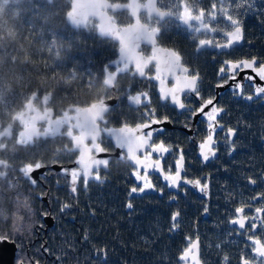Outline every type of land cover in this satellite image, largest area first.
<instances>
[{
    "label": "flooded vegetation",
    "instance_id": "af4514ba",
    "mask_svg": "<svg viewBox=\"0 0 264 264\" xmlns=\"http://www.w3.org/2000/svg\"><path fill=\"white\" fill-rule=\"evenodd\" d=\"M6 1L7 6H12L16 0ZM46 1L51 2V0ZM57 1L55 0L54 3L57 4ZM65 1L66 5L62 15L65 24L69 28L77 30L83 29L88 22H92L95 36L110 44L112 54L109 59L102 63L100 79L96 85L98 90L95 91L93 99L63 105L61 101L58 103L52 101V94L46 89L31 90L22 102V106L9 117L8 121L0 123V150L5 152L8 159H12L16 164V166L11 167L10 163L0 158V188L3 190L2 194H24L33 202L36 201L44 205L46 212L40 215V224H37L35 230L36 238L41 239L47 228L53 226V219L48 213L50 210L48 205L49 198L55 199L54 194L59 190L68 192L71 196L75 194L71 192L70 173L72 170L77 169L73 161L79 153L78 145L86 146L91 143L90 139L83 138L81 143L79 141V143L75 142L73 144L71 137L79 135L82 129L77 124H74L71 116L75 111L71 107H84L94 101L113 98L114 102L109 104L106 111L101 115V120L99 118L95 121L99 131V136L95 139V143L99 147L108 153H112L114 150L109 138L104 136L103 128H115L121 125L132 127L146 124L150 119L156 121L164 119L169 126L160 125L159 131L153 127L148 131H143L142 135L147 139V133L152 131L153 135L148 141L149 145L158 147L163 144L169 151L153 152L152 147L146 146L141 153H136V157L141 158L139 159L142 162L141 165H147L148 178L154 185L152 192L129 195L131 188L137 186L140 182L131 178L130 173L135 172L136 169L130 166L122 150L118 151L117 155L111 154L108 156L107 166L104 168L97 167L92 170V176L88 178L87 184H85L83 173L80 171L81 175L76 183L77 190L79 188L84 189L91 181H100L102 173L107 171L109 163L113 159L124 161L128 165V177L131 182L127 194L128 199L154 192L159 195L164 190L171 194L169 201L172 202L175 201L173 195L177 193L184 194L185 192H191L206 200L210 174L216 172L222 175V172H226L228 174L222 176L226 182L220 183L219 191L230 196V213L227 214L226 219L230 228V264H243L244 260H247L248 264H259L260 258L256 256L252 249L257 246L253 243L256 239H259L260 246H264V171L256 172L248 177H240L238 179L241 183L240 185H234V181L230 180L229 170L230 165H233V158L243 151L241 147L243 135L239 133V129L236 126L232 125L234 117L230 111V101L236 100L246 104H257L258 108L263 111L262 114L264 116V97L253 96L252 92L253 82H256L257 85H264V80L258 74L261 67L264 66V56L252 54H248V56L235 55V51L240 49L262 48L260 46L264 48V43L259 45L251 40H257L258 36H264V30L252 26L259 14H262V22H264V0H166L167 8L161 7L158 5V0H154L155 7L160 11H165L167 16L160 20L152 15H146L144 11H140L137 13V20L141 24L146 25L147 29L156 30L154 44L158 47V50L156 49L155 58H153L155 48L151 50V45L140 44L137 49L138 54L133 59L128 57L127 69L123 72L117 70L110 86L104 83L105 75L116 70L118 66L123 67V59L115 61L118 56L117 49L119 45L112 37L114 30L105 32L103 36L97 35L96 21L90 17L86 19L82 27L70 26L64 19L65 13L69 9L70 0ZM106 1L109 3H121L126 0ZM137 2L142 4L143 0H137ZM213 4L216 5L215 9L212 7ZM185 9H187V12H185ZM201 10L204 12V21L209 23L210 27H215L217 31L196 33L186 24L179 21L181 12H184V15L196 16L200 15ZM106 12L109 21L115 26H124L131 21L130 16L124 9L116 11L107 9ZM121 13H124L126 20L121 19ZM210 14H215L216 19L210 20ZM227 15H232L233 19L239 21L241 39L230 47L221 49L216 46L226 42L227 37L224 33L233 30L230 22L225 19ZM165 22L176 24L180 30L181 37L183 39L188 38L192 52L196 55L193 68H190L181 58L180 68L169 70L167 52L177 51L171 46L161 44L158 41L162 24ZM190 23L195 25L199 22L191 21ZM167 36L171 37L172 34ZM200 39H208L212 43L200 46ZM181 41L178 43H183ZM125 53L129 56L128 52ZM253 58H255V63H253L252 68L231 69L229 67L230 62L248 61L253 60ZM13 59H15V55L10 56V61ZM58 60L60 61L58 53H55L50 62L56 64ZM157 64H159V72H157ZM137 67L144 73V76L139 75L136 71ZM222 67L225 69L223 73L220 72ZM183 68L187 69L186 73L181 70ZM241 70L243 72L240 76H237ZM253 74L255 79H245L248 75ZM192 75L198 76L196 87L199 90V95L187 89L177 91V89L183 87L185 77H191ZM71 76L74 77V73H71ZM233 76L235 77L234 79L232 78ZM71 84V89L74 90L76 81L72 79ZM173 94H177L181 102L185 104V109H180L178 105L172 102L171 96ZM131 95H141V103L137 105L132 102L130 100ZM249 96L252 97L251 100L247 99ZM209 99L213 101V104L207 105L204 108V113L210 112L212 107H217L223 111L220 112L216 122H214V124L220 126L215 127L214 131H212L215 142L212 147L215 155H211L204 162L202 161L203 156L201 155L202 149L200 145L208 135V121L207 116L200 114L198 110ZM122 105L132 111L130 118H124L128 115L123 116L119 109ZM117 106H119L118 109H116ZM112 109H114V113L109 115ZM21 111L24 112L20 114ZM194 111L196 112L195 115L193 114ZM229 129L233 130L232 134L228 133ZM60 138L65 141L56 147L55 151L58 153L62 151L67 154L64 161L45 162L33 160V162H27L23 160L29 157L27 151L31 150L35 145L49 141L57 144ZM258 143L264 152V132L260 134ZM197 152L199 153L197 154ZM181 156L183 157L182 160ZM177 160L180 163L179 189H168L166 186L168 182L163 181L155 172L156 168L154 165L159 161V169L162 175L172 176L175 172ZM35 164L42 167V169L37 170L34 174L28 173V167ZM52 165H57L60 169L53 168ZM139 171L141 175L144 173V170ZM97 175L99 180L94 178ZM185 181L193 183H186ZM195 181H199V186L195 185ZM252 181H255V183H252ZM127 204L128 202H126L125 208L129 209ZM237 208H243V211L237 213L235 211ZM257 208L261 209L260 213L256 212ZM204 214L205 211L203 210L201 215ZM44 216L50 217L51 226H45ZM254 217L255 219H253ZM234 219H244L245 229H240L235 224H231ZM253 223L256 225L255 229L250 226ZM249 237H252V239L250 240ZM194 238L197 240L198 258L201 261L199 257L200 245L196 236H193L180 250L177 259ZM180 263L184 264L185 262L182 261Z\"/></svg>",
    "mask_w": 264,
    "mask_h": 264
},
{
    "label": "trees",
    "instance_id": "16d2710c",
    "mask_svg": "<svg viewBox=\"0 0 264 264\" xmlns=\"http://www.w3.org/2000/svg\"><path fill=\"white\" fill-rule=\"evenodd\" d=\"M54 2L16 0L7 6L6 0H0V123L8 121L31 90L46 89L52 101L63 105L89 101L98 90L102 63L110 58L111 46L95 36L92 22L83 29L69 28L62 17L66 1ZM158 5L167 8L166 0H158ZM120 16L126 20L124 13ZM262 18L259 14L252 26L264 30ZM184 39L176 24H162L158 41L174 48L193 68L196 55L188 38ZM180 40L183 43H178ZM251 40L262 45L264 36ZM260 47L240 49L235 55L264 56ZM55 53L60 59L56 64L50 62ZM11 55H15L12 61ZM72 79L76 81L74 90ZM119 109L123 116L128 115L124 118L131 117L132 111L124 105ZM230 111L232 125L243 135V151L234 156L229 170L230 180L240 185V177L264 171V152L258 143L264 132V116L257 104L236 100L230 101ZM113 113L114 109L109 115ZM64 141L60 138L57 144H37L23 160L64 161L67 154L55 151ZM0 158L16 166L2 150ZM226 174H210L206 200L185 192L173 195L172 202L171 194L164 190L159 195L154 192L128 199V165L113 159L100 181H91L73 196L59 190L55 199L49 198L53 226L41 239L36 238L35 230L40 215L46 212L44 205L24 194H2L0 188V237L15 244L14 262L24 258L25 264H182L177 255L193 236L198 238L203 264H230V228L226 222L230 196L219 191ZM126 202L133 208L126 209ZM176 212L180 213L178 228H172L171 217ZM16 220L23 225L22 234L12 230Z\"/></svg>",
    "mask_w": 264,
    "mask_h": 264
},
{
    "label": "water",
    "instance_id": "95a60500",
    "mask_svg": "<svg viewBox=\"0 0 264 264\" xmlns=\"http://www.w3.org/2000/svg\"><path fill=\"white\" fill-rule=\"evenodd\" d=\"M107 9H109L111 11L122 10V9L126 10L128 15L131 18L130 23H128L124 26H120V27L115 26L114 24H112L109 21L108 14L106 12ZM140 11H144L146 13V15H152V16L160 19V20L163 19L165 16H167V13L165 11H160L155 7L154 0H143L142 4L138 3L137 0H126L125 2H121V3H109L106 0H70L69 9L65 13L64 19H65L66 23H68L72 27H76V26L82 27L84 25L86 19L88 17H90L96 21L95 22L96 34L100 35V36H103L105 34V32H107V31L114 30L112 37L115 41H117V43L119 45V47L117 49L118 56L116 57L115 61H120L123 59L122 54L120 53L122 48L124 49L125 52L129 53L128 57H130L132 59L138 54L137 49H138L140 44L151 45V50L153 48L158 50V47L154 44V42H155L154 36L156 34V30L155 29H147L146 25L141 24L137 20V13ZM183 15H184V12H181V16H183ZM179 21L181 23H183V21L180 18H179ZM130 36H134L136 39H138L139 43H138L136 48H132L129 50L128 45L124 41H122L120 38L121 37H130ZM227 42H228V38L226 39L225 43L220 44V45H225V44H227ZM235 43H237V42H235ZM217 48L225 49L228 47H217ZM167 53L169 54V51ZM243 61H245V60L230 62V65L234 64V63H238V62H243ZM252 61L253 60H248L247 62H252ZM227 64H229V63H227ZM115 72H117V69L114 70L113 72H111L110 74L105 75L104 83L106 85H108V86L111 85V82L113 80V76H114ZM242 72H243V70L238 72L237 76H240V74ZM248 77L255 79L254 74L248 75ZM248 77L245 79H248ZM252 85H253V89H252L253 96L259 95V96L264 97V94H257L255 91L257 86L264 87V85H257L256 82H253ZM112 102H114V99L109 98V99H101L98 101L91 102L89 105H86L84 107H77V106L71 107L75 111L74 114L71 116V118L74 120V124H77L82 129L81 130L82 132H80L79 135L71 137L73 144H75V142L79 143V141L81 143V140L83 138L84 139H90V141H91V143L89 145H86V146H83L82 144L78 145L79 153L73 161V164L77 166L76 171H81V165L78 163V161L83 157L85 158L86 162H88V163H91V161L93 159L94 160H107L108 161L109 155H111V154L117 155V152L120 150L124 151L125 158L128 160L130 166L134 167V162L128 158L129 154H128L127 150L119 148L115 143L114 137L112 135H110L109 133L113 130H115L117 132H120L121 130H125L123 132V134H125V135L130 133V134L135 135L137 137L142 136L143 138L146 139V137H144L142 135L143 131H146V130L148 131L150 128H153V127L155 128V130H160V128H159L160 125H165L166 127L169 126L167 121L164 119H161L159 123H155V124L152 123V120H154V119H150V121L148 123H146L149 125V127L148 128H141L139 131H136V129L139 125H134L132 127L121 125V126L115 127V128H103L102 132H103L104 136L109 138L110 142L112 143V145L114 147V150L112 153H108L105 151L98 152L95 149L99 145L95 143V139L99 136V131L97 129V125H96L95 121L99 118L101 120V115L106 111L109 104H111ZM22 112H24V111H21L20 114ZM140 125H143V124H140ZM47 134H50V133H47ZM143 149L136 151L135 155L138 152L141 153L143 151ZM198 153L199 152H197V154ZM138 159H141V158H138ZM202 161L205 162L204 159H202ZM177 162H179V160L176 161L175 172L172 174V176H175V174H176ZM179 165H180V163H179ZM144 166L145 165H141L139 167V170H144ZM52 167L60 169V167L57 165H52ZM98 167L104 168L105 166L99 165ZM95 168H97V166H93L92 170H94ZM134 168L137 170L136 167H134ZM41 169H42V167L37 168V165L35 164L32 166H29L27 169V172L34 174L35 172H37V170H41ZM155 172L160 176V178H162L163 181H165L164 176L160 172L159 168L158 169L156 168ZM28 173H27V176L29 177ZM130 175H131V178L133 180H135L134 172H131ZM142 175H144V173ZM167 188L168 189H174V188L168 187V186H167ZM152 191H153V189L147 190L145 193L152 192ZM136 194H140V193H136ZM43 221H44L45 226H51L52 225V221H51L49 216H44ZM229 224H230V222H229ZM235 225L239 228L238 224H235ZM0 239H6V238L0 237ZM193 244L195 245V247H192ZM15 248H16L15 244L10 240L0 242V264H16V262H14ZM185 250H187L188 254L185 257V259L181 260L180 257L184 255ZM178 261H180V262L183 261V262H185L184 264H202L198 258L197 240L195 238L192 239V241L189 243V245L178 256ZM33 264H35V263H33Z\"/></svg>",
    "mask_w": 264,
    "mask_h": 264
},
{
    "label": "snow or ice",
    "instance_id": "6c2138e0",
    "mask_svg": "<svg viewBox=\"0 0 264 264\" xmlns=\"http://www.w3.org/2000/svg\"><path fill=\"white\" fill-rule=\"evenodd\" d=\"M213 9H215L216 5L213 4ZM223 11V9H222ZM185 12H187V9H185ZM180 19L183 21L184 24H186L189 28H191V30L193 32L199 33L201 31H217V29L215 27H210L209 23H206L204 21V12L203 10H201L200 15H196V16H192L190 14H186L180 17ZM216 16L215 14H210V20H215ZM225 19L230 22L231 26H232V31L226 32L224 33V35L227 36L228 38V42L225 45H217V47H230L233 43L238 42L241 39V28L239 26V21L236 19H233L232 15H227L225 17ZM191 21H198V24H192L190 23ZM122 41H124L127 45L129 50L132 48H136L139 41L138 39H136L134 36H130V37H121L120 38ZM212 43L211 40L208 39H200L199 40V45L200 46H205V45H210ZM120 53L122 54L123 57V67H117L118 71H125L127 69L128 66V55L125 53L124 49L122 48ZM155 53H156V49H154L153 51V58H155ZM180 55L177 52H169L168 54V59H167V66L169 68V70H171L172 68H180ZM228 63V62H225ZM253 63H255V58H253L252 62H247V61H243V62H238V63H234L230 65L231 69H239V68H252L253 67ZM159 64H157V72H159ZM182 71H184L185 73L187 72V69H181ZM136 71L139 73L140 76H144V73L140 70L139 67L136 68ZM225 69L222 67L220 69V72H224ZM258 74L260 75V78L262 80H264V66L261 67V69L259 70ZM233 79L235 78L234 76L232 77ZM248 79H251V77H248ZM197 80H198V76L197 75H192L191 77H185L184 79V84L183 87L180 89H177V91H183L184 89H187L189 91L195 92L197 95H199V90L197 89L196 85H197ZM257 94H264V87H259L257 86L255 89ZM172 102L175 105H178V107L180 109H185V104L181 102V100L178 98L177 95L173 94L171 96ZM248 100H251L252 97L249 96L247 97ZM130 100L132 102H134L135 104L139 105L141 103V95H131L130 96ZM213 101L211 99H209L206 104L204 106H202L198 112L200 114H205L207 116V121H208V135L205 139V141L200 145L202 152L201 155L203 156V159L205 161H207L209 159L210 155H215V152L213 150L212 145L215 143L213 140V136H212V131H214L215 127L220 126L218 124H214V122H216L217 120V116L220 114V112H222V109H218L217 107H212L211 111L208 113H204V108L207 107V105H212ZM193 114L195 115L196 112L194 111ZM166 119V118H165ZM160 121H156V120H152V123H159ZM149 125L148 124H143V125H139L136 129V131H139L141 128H148ZM125 130H121L120 132H117L115 130L111 131L109 134L112 135L115 139V143L116 145L121 148V149H126L128 154H129V159L131 161L134 162V167L137 168V170L134 172V178L136 181L140 182L137 186H134L131 188L130 194H136V193H140L143 194L145 193L147 190H152L154 189V185L150 182L149 180V172L147 170V165L144 166V175L140 174L139 171V167L141 166V161L136 157L135 152L138 150L143 149L144 147L148 146V147H152L151 145H149L148 141L152 138L153 132L149 131L147 133V139L141 137H137L135 135L132 134H123ZM159 131V130H157ZM233 130L229 129L228 133L232 134ZM227 139V137H226ZM206 149V151H205ZM96 151L98 152H103V148L97 146ZM152 151L153 152H168L169 149L165 148L163 146V144L159 145L158 147H152ZM147 159V157H146ZM183 159V157L181 156V160ZM78 163L81 165V171L83 173L84 176V182L85 184H87L88 182V178L92 176V167L93 166H99V165H104L107 166L108 161L107 160H92L91 163L86 162L85 158H81ZM159 161L156 162V164L154 165L155 168H159ZM37 168H40L39 166H37ZM81 175L80 171H76V170H72L70 173L71 176V192L75 193L77 191L76 188V183H77V179L79 178V176ZM95 179L99 180V176L97 175L96 177H94ZM165 181H167V185L168 187H172V188H177L179 189V180H180V165L179 162H177V171L175 176H170V175H166L164 176ZM186 183H193L191 181H185ZM33 183H35V181H33ZM195 185L199 186V181H195L194 182ZM252 183H255V181H252ZM65 208L68 207V205L64 206ZM127 207L129 209L133 208V204L131 202H129L127 204ZM205 211H207V209H205ZM237 213H240L243 211V208H237L235 210ZM257 213L261 212L260 208L256 209ZM180 216L179 212H176L172 215L171 217V221H172V228H178V217ZM246 219V217H245ZM255 219V217L253 218ZM232 224H238L240 229H245V223H244V219H234L231 221ZM253 229H255L256 225L253 223L250 225ZM10 239V238H9ZM9 239H3L4 241H7ZM249 239L251 240L252 237H249ZM253 243L255 245H257L256 247H254L252 249V251L256 254L257 257L260 258L259 260V264H264V246H260V241L259 239H256L253 241ZM192 247H195V245L193 244ZM187 250H185V253L183 256L180 257L181 260L185 259V257L187 256ZM225 261H227V257L224 258ZM18 260H23L24 258H20ZM29 264H31V262L29 261ZM243 264H248L247 260L243 261Z\"/></svg>",
    "mask_w": 264,
    "mask_h": 264
},
{
    "label": "clouds",
    "instance_id": "9594fccd",
    "mask_svg": "<svg viewBox=\"0 0 264 264\" xmlns=\"http://www.w3.org/2000/svg\"><path fill=\"white\" fill-rule=\"evenodd\" d=\"M22 228H23V225L20 223L19 220H16L13 222V225H12V230L13 232H17L19 234H22ZM0 242H3V239H0ZM16 264H25V261L23 260H17L16 261Z\"/></svg>",
    "mask_w": 264,
    "mask_h": 264
}]
</instances>
